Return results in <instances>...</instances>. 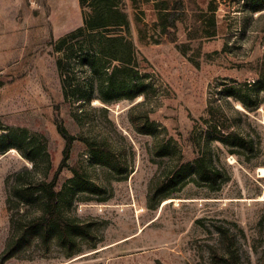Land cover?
Listing matches in <instances>:
<instances>
[{
	"label": "rangeland",
	"instance_id": "374dc122",
	"mask_svg": "<svg viewBox=\"0 0 264 264\" xmlns=\"http://www.w3.org/2000/svg\"><path fill=\"white\" fill-rule=\"evenodd\" d=\"M124 1L130 37L158 86V109L149 118L166 128V139L173 138L170 146L175 153L170 158L153 155V142L164 138L161 128L155 140L132 130L128 113L144 100L142 97L110 106L98 100L85 106L76 99H63L55 66L60 55L52 53L50 42L81 26L77 0H0V134L25 131V141L33 148H42L41 166L48 160L55 170L65 147L57 132L61 125L74 138L111 146L132 167L127 180L115 181L107 171L89 165L84 144L74 140L65 164L83 167L107 186L105 204H78L73 210L80 218L97 221L101 242L71 260L64 259L58 249L45 253L33 244L4 264H211L208 248L219 246L215 226L235 234L242 264H258L264 248V176L258 173V168L264 169V105L246 122L234 117L235 123L247 124L258 135L260 151L255 159L245 163L227 155L222 146L209 144L213 163L230 178L218 190L199 183L170 187V201L162 202L156 211L147 208L146 197L154 177L168 179L174 174L178 153L185 161L194 160L188 136L193 132L197 140L206 141L200 120L212 98L225 107L219 95L221 85L254 80L252 73L237 66L264 55V19L256 20L255 16L244 21L237 7L231 6L235 0H226L217 12V36L204 42L201 49L202 54H214V60L200 58L194 67L172 43L140 44L134 15L151 27L155 12L151 4H143L139 13L131 9L129 0ZM198 1L203 6L207 2ZM175 34L177 43L185 42L181 25ZM75 68L74 84L83 88L74 98L81 94L97 96L90 88L92 75ZM235 108L242 111L238 105ZM148 110L143 106L134 117L144 116ZM26 169L32 170V165L18 150L0 154V253L10 233V218L16 212L9 196L13 178ZM69 177L64 169L58 184ZM24 179L36 182L39 177L34 174Z\"/></svg>",
	"mask_w": 264,
	"mask_h": 264
},
{
	"label": "trees",
	"instance_id": "16d2710c",
	"mask_svg": "<svg viewBox=\"0 0 264 264\" xmlns=\"http://www.w3.org/2000/svg\"><path fill=\"white\" fill-rule=\"evenodd\" d=\"M77 1L81 26L50 42L52 53L60 55L56 58L55 66L63 99H76L85 106L98 100L104 106H110L123 100L131 102L142 97L144 100L131 107L128 113L132 130L155 140L161 128L164 138L153 142V155L157 159L170 158L175 153L170 146L173 138L166 139V128L157 126L149 118L158 109V86L154 82V74L147 71L150 70L148 62L130 37L126 2ZM221 1L207 0L203 6L198 0H129L134 11H140L143 4H151L156 16L149 27L141 24L138 15H134L138 41L143 45L172 43L176 51L187 57L194 67H198L200 58L211 62L214 54H202L201 49L204 42L214 39L218 34L217 12L226 0ZM231 6L237 7L244 21L253 20L255 16L256 20L264 19V0H235ZM178 25L185 32V42L181 44L176 42ZM237 67L252 73L254 80L232 81L221 85L219 95L224 99L225 107L216 104L212 98L200 120L205 128L206 141L197 140L193 132L189 134L187 141L195 154L194 160L185 161L183 155L178 153L174 174L168 179L159 175L152 179L146 197L149 210L156 211L162 202L170 199L171 192L167 190L170 187L182 188L188 183H199L218 190L229 181L227 172L217 167L210 158V143L222 146L227 155L240 158L245 163L258 156V135L247 124L235 123L234 117L240 122H246L249 115L264 105V55ZM74 68L82 73L87 70L92 75L90 88L92 93L97 92V96L81 94L74 98L75 92L83 88L81 84H74ZM235 105L242 111L236 109ZM143 106L149 107L147 113L134 117L135 111ZM19 131L18 135L11 131L0 134L1 155L16 149L32 165V170L26 169L13 178L9 196L15 202L16 212L10 218V233L0 253V264L17 257L33 244L45 253L53 248L58 249L67 260L82 254L84 250H94L101 242L98 236L100 226L94 219L78 217L73 214V210L78 204H105L109 196L103 198V195L108 190L106 185L91 177L83 167L65 164L70 146L74 140L82 142L89 165L107 171L115 181L127 180L132 173L130 161L121 158L109 145L70 136L60 125L57 132L64 140L65 147L60 165L53 170L48 160L41 166L42 148L31 147L25 141L26 132ZM153 163L157 164L155 160ZM64 169L69 171L70 177L59 185V176ZM34 174L39 177L36 182L24 179ZM215 229L219 246L208 248L211 264H242L235 234L219 226H215ZM258 264H264V248Z\"/></svg>",
	"mask_w": 264,
	"mask_h": 264
},
{
	"label": "bare ground",
	"instance_id": "6f19581e",
	"mask_svg": "<svg viewBox=\"0 0 264 264\" xmlns=\"http://www.w3.org/2000/svg\"><path fill=\"white\" fill-rule=\"evenodd\" d=\"M258 173L259 174H261V177H263L264 176V169L263 168H258ZM170 200H166V201H164V203L166 204V203H168Z\"/></svg>",
	"mask_w": 264,
	"mask_h": 264
},
{
	"label": "crops",
	"instance_id": "0c3cea01",
	"mask_svg": "<svg viewBox=\"0 0 264 264\" xmlns=\"http://www.w3.org/2000/svg\"><path fill=\"white\" fill-rule=\"evenodd\" d=\"M78 2V1H77ZM79 6V5H78ZM71 32V31H70ZM69 33V32H68ZM67 33H63L62 35H60L59 38L63 37L64 35H66Z\"/></svg>",
	"mask_w": 264,
	"mask_h": 264
},
{
	"label": "built area",
	"instance_id": "2783aa9c",
	"mask_svg": "<svg viewBox=\"0 0 264 264\" xmlns=\"http://www.w3.org/2000/svg\"><path fill=\"white\" fill-rule=\"evenodd\" d=\"M30 1H32V0H30Z\"/></svg>",
	"mask_w": 264,
	"mask_h": 264
}]
</instances>
